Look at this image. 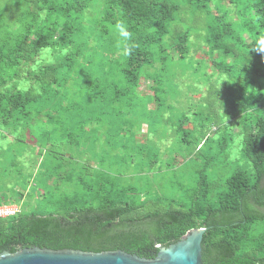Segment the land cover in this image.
I'll return each mask as SVG.
<instances>
[{"label": "trees", "instance_id": "16d2710c", "mask_svg": "<svg viewBox=\"0 0 264 264\" xmlns=\"http://www.w3.org/2000/svg\"><path fill=\"white\" fill-rule=\"evenodd\" d=\"M119 22L132 33L126 42ZM261 38L264 0H0V204L29 203L0 218V254L154 259L206 228L203 264H264V53L251 50ZM109 41L121 53L103 93L82 68ZM179 64L207 87L182 108L171 100ZM142 78L153 95L139 90ZM63 101L84 107L74 127ZM142 124L155 138L170 126L183 164L136 143Z\"/></svg>", "mask_w": 264, "mask_h": 264}, {"label": "rangeland", "instance_id": "374dc122", "mask_svg": "<svg viewBox=\"0 0 264 264\" xmlns=\"http://www.w3.org/2000/svg\"><path fill=\"white\" fill-rule=\"evenodd\" d=\"M226 5H228V3H225ZM114 37V36H113ZM112 37V38H113ZM96 44V43H95ZM121 53V50L118 49L115 45H113L110 41L106 42L104 47L101 48V46L95 45L94 48H92L89 52V55L86 57V65L83 66V71L84 72H91L94 75L99 76L101 82H102V88H103V93H107L108 91H110L109 89V85L112 81L111 79V64H110V58L113 57H118L119 54ZM193 56V57H191ZM210 57L205 56V54L203 52H199L196 55L190 54V59H203L205 61L203 62H208V64L211 66L212 62L211 59H209ZM112 60V59H111ZM195 66V65H194ZM193 66V67H194ZM204 70H207V66L204 65L202 68V72H204ZM214 70V69H213ZM212 69L208 70L207 72H213ZM194 70L190 69L189 66H187L186 64H179V65H175L174 67V73H176V82L179 84L180 86V93L178 94V96L175 97V99H171L172 102L174 101L175 105L182 108L185 107L186 104H188V102L190 101V103H195L197 102V100L202 97V92H206L207 87L204 86L201 90H199L198 88H196V80H195V76L194 73H192ZM215 72V71H214ZM82 74V73H80ZM79 74V76H80ZM203 73L200 74V77ZM141 86L139 88V90L143 93V96H147V95H153V91H152V87H153V83L149 80H146L144 78L141 79ZM202 82H200L201 84ZM119 104H122L123 106H127L129 109V115L132 117L133 115V108L131 106V104L127 101H125L124 99H122ZM135 105V103L133 104ZM62 108L61 111H63L62 113L66 114L69 118V122L68 124L71 127L76 126L77 124H79L81 122L82 119V111H83V106H81V104L79 105H69L66 104L64 101L62 102ZM155 104H150V108L151 109H155ZM84 113V111H83ZM128 116V118L130 117ZM123 118L120 119H116V120H111V125L114 126V129L110 130V132H108L109 137H114L117 134L119 125L123 122ZM89 129H91V125L88 127ZM160 133L158 134L157 138H155L152 134H150V132L148 131V127L147 124H142L139 129L138 132L136 133L135 136V142L136 143H143V144H147V146L150 149L153 150H158L160 153H162V161L163 163H169L171 160V163L174 164V166H178L181 164H183V159L181 156H179L173 149H170V147L172 146V144L174 143V139L171 138V131H170V126L166 127H162L160 128ZM106 133V132H105ZM106 135V134H105ZM81 140V139H80ZM83 144H81V150L83 149ZM32 155V154H31ZM31 155L29 156V158H31ZM135 171L132 169H130L129 175L133 174ZM128 177V176H127ZM11 184H13L15 181L11 180L10 181ZM17 190L21 191L22 189L20 187H17ZM33 202V201H30ZM0 205H14L19 207V209H28L29 208V203H26V200L23 201L21 204H14V203H4V204H0Z\"/></svg>", "mask_w": 264, "mask_h": 264}, {"label": "water", "instance_id": "95a60500", "mask_svg": "<svg viewBox=\"0 0 264 264\" xmlns=\"http://www.w3.org/2000/svg\"><path fill=\"white\" fill-rule=\"evenodd\" d=\"M206 232V228L192 229L179 242L161 247L154 259L140 258L121 250L90 253L34 247L16 253L4 251L0 254V264H203L202 244Z\"/></svg>", "mask_w": 264, "mask_h": 264}, {"label": "clouds", "instance_id": "9594fccd", "mask_svg": "<svg viewBox=\"0 0 264 264\" xmlns=\"http://www.w3.org/2000/svg\"><path fill=\"white\" fill-rule=\"evenodd\" d=\"M116 30L118 31L120 37L126 42L131 39L132 33L128 31L127 25L124 22H119L115 25ZM251 50L264 53V38H261ZM130 51L129 48H125V54H127ZM51 52V49H46L45 50V56L42 57V59H46V62L51 63L52 62V57L48 55V53ZM227 122V121H226Z\"/></svg>", "mask_w": 264, "mask_h": 264}, {"label": "built area", "instance_id": "2783aa9c", "mask_svg": "<svg viewBox=\"0 0 264 264\" xmlns=\"http://www.w3.org/2000/svg\"><path fill=\"white\" fill-rule=\"evenodd\" d=\"M20 212L19 207L14 205H1L0 206V218H10L17 216Z\"/></svg>", "mask_w": 264, "mask_h": 264}]
</instances>
